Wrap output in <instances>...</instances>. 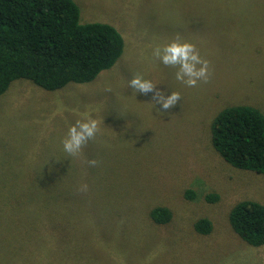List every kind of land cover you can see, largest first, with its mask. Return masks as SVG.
<instances>
[{
    "label": "rangeland",
    "instance_id": "374dc122",
    "mask_svg": "<svg viewBox=\"0 0 264 264\" xmlns=\"http://www.w3.org/2000/svg\"><path fill=\"white\" fill-rule=\"evenodd\" d=\"M75 1L81 22L121 31L124 52L90 82L48 90L17 78L0 95V264H264V245L229 219L240 200L264 203V174L211 142L225 106L264 112V0ZM177 35L208 60L207 81L187 86L152 56ZM136 74L180 99L153 106L128 86ZM84 114L99 131L69 157L61 138ZM155 206L170 220H153ZM202 217L209 233L195 229Z\"/></svg>",
    "mask_w": 264,
    "mask_h": 264
},
{
    "label": "trees",
    "instance_id": "16d2710c",
    "mask_svg": "<svg viewBox=\"0 0 264 264\" xmlns=\"http://www.w3.org/2000/svg\"><path fill=\"white\" fill-rule=\"evenodd\" d=\"M124 47V36L113 24L81 22L75 0H0V95L17 78L48 90L90 82L118 61ZM211 142L234 167L264 174V112L258 107L244 103L219 110L211 123ZM206 199L214 201L218 195L210 193ZM150 214L158 223L171 218L164 206H155ZM229 219L246 242L264 245L263 202L240 200ZM212 227L208 217L195 223L200 233Z\"/></svg>",
    "mask_w": 264,
    "mask_h": 264
},
{
    "label": "clouds",
    "instance_id": "9594fccd",
    "mask_svg": "<svg viewBox=\"0 0 264 264\" xmlns=\"http://www.w3.org/2000/svg\"><path fill=\"white\" fill-rule=\"evenodd\" d=\"M152 56L161 64L175 68V79L187 86H195L198 81L208 79L210 73L208 60L202 56L195 43L181 39L179 35L166 43L155 45ZM127 83L135 94L151 93L154 98L152 105L159 104L160 109H169L180 99L178 92L157 88V83L139 74L133 75ZM98 123L97 119L84 114L82 119L69 125L60 141L62 151L69 157L78 154L82 146L98 133ZM96 163L95 159L88 161L90 166H95Z\"/></svg>",
    "mask_w": 264,
    "mask_h": 264
}]
</instances>
